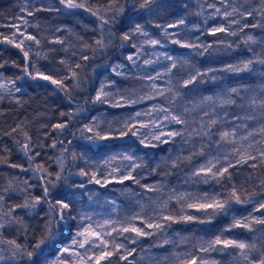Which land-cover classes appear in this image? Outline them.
Wrapping results in <instances>:
<instances>
[{"label":"trees","instance_id":"1","mask_svg":"<svg viewBox=\"0 0 264 264\" xmlns=\"http://www.w3.org/2000/svg\"><path fill=\"white\" fill-rule=\"evenodd\" d=\"M54 1L59 6V2L57 0ZM141 2L142 0H116V6H123L124 12L117 16L115 21L104 26L105 42L107 43L110 39V46L98 51L94 58L91 49L81 50L75 61V63L82 65L81 69H76L80 73V86L78 88L73 87L75 81L72 79L67 80L66 84L69 89L67 95L64 91L57 89L55 85L44 80H33L27 76L16 80V77L23 76L24 74L19 68L12 66V62L15 61L22 66L24 64L22 54L18 49L0 43V63H4V67L0 68V72L8 78L16 80V85L21 89L20 92H16V95L12 97L5 96V99L0 101V157L8 161V163L0 162V193L3 192L4 188L8 187L9 181H12L16 189V191L5 194L3 212H7L12 205L24 202L25 193L21 190L26 187L23 184L25 180L35 186L28 189L31 195H42L44 181L37 179V177L43 175V173L34 174L31 169L29 171H22L20 168L9 167V164H20L24 168H30L27 156L21 150L23 144L26 142L23 132H27L31 137L32 151L29 155H34L36 152L40 153L39 156H36L31 168H35L36 164H43L50 172L55 174L60 171L57 161L63 160L64 162V172L62 175L66 177V180L60 181L56 189H51L52 198H56L63 193L70 196L73 193L84 190V188H78L76 185L84 183L86 187L88 182L84 181L87 178L80 177L78 173L81 169L87 171L86 162L97 152L114 147H133L134 150L141 152L142 155V159L137 162L141 167L137 168L133 173L140 180V183L136 184L131 180H126L123 183L112 180L109 183L140 188L150 195L152 194L150 199L151 197L152 199L157 197L163 201L168 199V195L173 189H179L184 185L185 181L183 180L185 178L190 180L191 185L194 183V187L197 185L196 187L210 194H226L233 184L240 191L242 199L249 194L255 193L253 202L241 204L231 202L226 213L218 214L210 221L203 212L186 209L188 214L204 219L205 222L173 223L169 228L174 235L181 236L186 250L196 252L193 245L198 240H208L209 237L219 234L222 229L231 224L233 217H242L249 213L257 216L264 215V210L261 212L253 211L258 203L264 200V186L261 185V180L264 179V167L259 166V161H249L247 164L237 165L235 168L229 169L232 174L231 181L225 178L220 184H217L214 179H209L208 183H204L202 177L192 176L191 173L195 166L207 157L209 159L219 156L223 162V157L231 152V145L217 143L219 140L218 136L214 135L209 139L199 135H192L189 138L188 132H185L184 138L176 137L169 143L161 144L157 141H151V143L157 144L153 148L145 147L136 136H132L131 134L122 138L93 142L84 138L85 136H91L92 133L86 132L82 136L80 130L85 125L90 126L94 117L96 119L98 117L102 118L101 127L106 128L108 123L103 122V120L116 114L120 116L128 108L127 104L123 107H112L109 104L92 103L97 84L104 74L112 78L115 77L119 84L127 79L125 76L113 75L110 72V65L114 61H127V52L134 49L132 45L136 44L135 36L138 37L139 33L133 36L131 40L123 42L124 46L121 47L122 34L129 32L136 24H140L144 31L147 30L154 36H159V27L157 25L161 26L164 22L173 23L181 18L185 20V25L173 28L174 32L172 33H179V37L183 36L185 32L189 34L196 33V38L199 37V40L195 41L196 43L210 44L212 47L203 55H196V51L191 49L190 53L184 57V50H179L182 52L180 55H178L179 51H176L178 66L172 71V85L167 83L160 90L175 86L181 92V95L176 97L174 103L171 105L165 101L164 97L156 96L155 99L171 107L173 111L183 112L185 108H188L190 110L187 114L189 119L188 131H191L192 128L199 129L201 122L206 124L210 119H217L220 122L216 128L212 129L213 132H216L221 126L224 127V125L230 122H236L237 124L247 123L249 127L255 125L251 129H257L256 127L259 125L258 121L236 119L237 117L251 114V109H248L247 106L245 108H240L236 105L219 106L218 103L213 105L206 103L202 107H197V105L200 104L203 97H206L204 94H211L213 97L225 95L230 84L250 83L260 77L259 74L262 72L258 68L262 67V65L258 63L253 65L251 72L234 73L224 71L223 69L228 64H236L241 60L253 58V52L248 50L249 47L254 49L256 53H259V44L246 46L243 43V39L247 34L254 35L258 40L264 39V28L249 27L244 29L243 32H239L241 25H232V29L238 31L237 36H230L225 33H218L213 36L207 34L210 29L207 19L208 0H156V3L151 6V10L141 9L139 7ZM239 2L243 3V0H239ZM87 3L93 7L99 5L106 6L109 0H87ZM256 3L257 0H253V4ZM17 4L18 0H0V25L6 15L15 12ZM249 7L250 5L248 4L244 5V8ZM58 8V12L61 14L74 15L84 23L81 33L85 37V42L95 46V39H98L100 36V21L97 17L91 15L85 9H66L63 5H60ZM36 9L35 14H43V10L36 11ZM197 13H201V15H197ZM102 15H105L107 19H111L113 13L109 11L102 13ZM235 18L237 17H233V19ZM259 19V16L248 17L247 22L255 23ZM205 20H207V24H205ZM223 24L227 26L226 22H223ZM196 25H199L198 29ZM109 30L114 35L109 36ZM219 41H223V43ZM229 44L232 46L228 47L227 45ZM197 51H202V49H197ZM81 55H87L90 59L87 61L82 60ZM184 59L189 60L190 64L194 65V68L190 67V65H183L181 67L180 65ZM195 68H199L202 71L212 68L216 71L209 73L204 78L207 80L206 82H201L198 78L196 82L187 87L180 86L178 84L179 80L187 79L189 71L194 72ZM65 74L71 75V73L66 72ZM212 76H215L216 79L212 80L210 78ZM142 87L144 88V84ZM150 93L155 95L154 90H151ZM165 95L171 94L165 93ZM241 96L248 97V94L244 92ZM233 98L237 100V104L243 103L239 97L233 95ZM17 99L20 101L19 104L16 102ZM193 109L195 110L193 111ZM221 109H226V115H229L227 118L223 114L219 117L216 116V113L221 111ZM60 112H72L73 117L71 120L67 116L61 117ZM204 112H208L209 115L205 116ZM122 117L120 116V119ZM120 119L116 121H121ZM115 122H113L114 126L118 127L119 125ZM56 123H67L68 126L60 133L58 130L52 128V125ZM256 123L258 124L256 125ZM17 125H20V127L17 128ZM43 125H47V127H42ZM171 127L180 128L182 126L172 125ZM13 128L17 130L12 132ZM9 132H11V135H7ZM184 139H189V142L184 143ZM255 139H259V137L257 136ZM16 141L20 143H16ZM53 141L57 142L55 148L51 146ZM60 141H63V143H60ZM37 145H43V147H38ZM202 146L204 155H199L198 153L201 151ZM245 147H247V142H245ZM251 151L255 154V149ZM73 153L77 157L75 160L72 158ZM194 153L196 154L193 155ZM189 156H192L190 162L186 159ZM177 157H180V160L177 161V166L173 167L172 161L176 160ZM229 159L235 163L236 157L229 156ZM251 163H257L258 167L255 169L251 168L249 166ZM51 178L54 179V175ZM142 185H153L159 190L148 191ZM169 203L173 209H177L174 213L179 211V206L174 200ZM47 211L48 206L44 203H41L35 209L17 208L14 215L23 218L26 232L25 228L15 224L0 229V232L3 233L4 238H15L21 244L25 243V236H27V242L31 245L43 232V226L47 219ZM73 215H78L76 204ZM77 221L72 220L67 225L60 226L57 240L47 247L46 255L54 252L61 243L69 238L71 232L75 229ZM254 227L260 229L264 226L254 225ZM259 235V231L248 232L242 228H233L230 232L225 233V236H229L230 238L250 242L255 240L257 246L260 247L264 245V241L258 239ZM233 252V249H226L207 254H211L210 258H214L220 264H237ZM196 254L203 256L205 253ZM252 255L258 258L259 253L254 252ZM0 264H8V262H0Z\"/></svg>","mask_w":264,"mask_h":264},{"label":"snow or ice","instance_id":"2","mask_svg":"<svg viewBox=\"0 0 264 264\" xmlns=\"http://www.w3.org/2000/svg\"><path fill=\"white\" fill-rule=\"evenodd\" d=\"M59 2L66 9H85L100 21V36L98 39H95V46H92L87 42L83 44V49H91L93 58L98 51L110 46V39L107 43L105 42L104 26L115 21L116 17L124 12L123 6L117 7L116 0H109V3L106 6L99 5L96 7L88 4L87 0H59ZM219 2L223 6V9L217 7L215 3L209 4L208 7L214 9L216 15L223 17L227 26H225V24H220L219 26L212 27L208 30L207 34L215 36L218 33H225L226 35L237 36L238 31L233 30L232 25H241L239 32H243L244 29L249 27L264 28V0H257L256 4H253V0H243V3H240L239 0H219ZM155 3L156 0H142L139 7L141 9L151 10V6ZM245 4L250 5V7L244 8ZM133 7H135V5H133ZM41 10L51 11L54 9H36V11ZM109 11L113 13L111 19H107L105 18V15H102V13H107ZM21 12L25 13L26 16H33L35 14L26 7L22 8ZM197 15H201V13H197ZM256 16H259L260 19L255 23L247 22L248 17ZM233 17L237 18L233 19ZM13 19L18 21V23L0 25V27H8L12 29L10 34L0 32V43L10 45L13 48L18 49L22 54L24 60L22 66L15 61L12 62V66L19 68L24 74L23 76L16 77V80L23 79L24 76L30 77L33 80H44L55 85L57 89L64 91L66 95L69 92L66 84L67 80L72 79L75 81L73 87L78 88L80 86V73L76 71V69H81L82 65L80 63H75L73 65L67 59H61L59 64L64 66L63 70L66 73H71L70 76L67 74L63 76H55L51 74V72L60 71V69H52L49 71L41 70V68L37 66L38 62L40 59H47V54L45 53L41 56L40 51L33 50V46L36 48L41 47V39L38 38L37 35L27 31L28 27L33 25H31L30 21L24 15L15 16ZM205 24H207V20H205ZM182 25H185V20L183 18L170 23L163 28L165 36L177 37L171 39L172 44L192 50L202 49V51H196V55H203L210 47H212L210 44L196 43L189 41L187 38H180L179 33L167 32V28H179ZM36 26L38 27V25ZM157 27L161 26L157 25ZM196 27L198 29L199 25H196ZM59 30L60 29H57V31ZM137 33L145 37L149 36V33L144 31L142 25L136 24L129 32H124L122 34L120 46L123 47V42L131 40ZM112 35H114V33H111L109 30V36ZM197 40H199V37H197ZM49 42L61 45L64 44V40L60 38H54ZM219 42L223 43V41ZM145 43L153 47L157 45L164 47L159 39L149 38ZM243 43L246 46L259 44L260 52L256 53L254 49L249 47L248 50L253 52V58L241 60L236 64H228L223 69L224 71L234 73L245 71L251 72L254 64L258 63L264 66V39L258 40L254 35L247 34L243 39ZM227 46L231 47L232 45L229 44ZM132 47L135 48L137 45L133 44ZM63 50L67 51V48H64ZM73 55H75V53H73ZM153 55H155L157 59H145V65L160 63V57H163L166 61H171L170 64L164 65L163 73L157 72L155 76L147 75L139 77L140 79L153 81L150 87L154 90L155 95L141 97L139 101L136 99H129L121 93L120 89L116 88L115 92L111 90L115 88V81L109 83L102 82L99 89L96 91L95 97L92 99V103L109 104L112 107H123L125 104L134 105L138 102H142L145 98L155 99L156 96H161L164 97L169 105L173 104L176 97L181 95V92L175 86L160 90L154 81L160 79L161 76L164 75L169 77L167 83L172 85L171 75L173 69H176L178 66V58L171 56L166 52H154ZM81 59L87 61L90 57L87 55H81ZM127 59L131 61L133 65H136V60L133 59V56L129 55ZM183 65H190V67L194 68V65H191L190 61L187 59H184L180 66L183 67ZM3 67L4 63H0V68ZM120 67H122V65H117L113 68V72H115L116 75H121V73L117 71V68ZM214 71L216 70L212 68L203 71L199 68H195L194 72L189 71L187 79L182 81V86L187 87L196 82L198 78L203 82L204 78ZM261 76H264V72L261 73ZM211 79L215 80L216 77L212 76ZM16 80L5 78L0 75V101H3L5 96L12 97L15 92L21 91L19 87H16ZM241 90L242 89L239 87H231L226 90L225 95L203 97L197 107H202L206 103L209 105L218 103L219 106L236 105L240 108H245V106H247L248 109H251V114L244 117H237L236 119L258 121L259 127L257 129H249L247 123H238L231 127L221 126L216 132H213L212 129L216 128L220 122L217 119H210L206 124L201 122L199 129L192 128L191 131H188L189 119L187 114L190 112L188 108H185L183 112H177L173 111L171 107L154 105L153 109L156 113V118L150 119L148 123H145L138 118L142 115L151 116V112L141 113L138 111L123 121H116L115 123L119 125L118 127L114 126L113 122H108L107 127L102 128L101 123L94 117L90 126L85 125L84 128L80 130L81 135L83 136L86 132L92 133L91 136H85L84 138L97 142L122 138L131 134L132 136H137L140 143L145 147L153 148L156 147L157 144L151 143L150 141L146 143L149 136L151 137V140L164 144L169 143L176 137L184 138L185 132H188L189 138L192 135H199L211 139L215 135L219 137V140L217 141L218 144L232 146L231 152L223 157V162L219 156L207 159L204 164L200 165L193 171L192 176L202 177L204 183H208L209 179H214L217 184H220L225 178L231 181L232 174L229 169L235 168L237 165H243L247 164L249 161L258 160L259 166L264 167V82L259 85L258 94H253L250 98L241 96ZM243 91L247 93L250 89L244 88ZM165 93H170L171 95H165ZM233 95L239 97L243 103L237 104V100L233 98ZM117 96H119V99H116ZM121 101H124V103H121ZM16 102L18 104L20 103L18 99ZM194 110L195 109H193V111ZM161 114H163L162 117ZM204 115L208 116L209 113L204 112ZM60 116H67L69 120H71L73 113L60 112ZM149 125H151V128L148 133H142L140 131L142 128H149ZM172 125H181L182 127L172 128ZM67 126V123H56L52 125V128L62 133ZM19 127L20 125H17V128ZM42 127H47V125H43ZM241 129L244 130L243 134H241ZM16 130V128H13L12 132H15ZM7 135H11V132L7 133ZM23 136L26 142L23 144L21 150L27 156L30 168H24L23 165L20 164H9V167L20 168L22 171H29L31 169L34 174L43 173V175L37 177V179L44 181L42 195H31V193L28 192V189L35 186L29 184L28 181L25 180L23 181V184L26 187L21 190L25 193L24 202L12 205L7 212H3V205L6 198L5 194L16 191L12 181H9L8 187L4 188L3 192L0 193V229L15 224L25 228L26 232L23 218L14 215L17 208L35 209L41 203L47 204V219L43 226V232L31 245L27 242V236H25V243L21 244L15 238H4L3 233L0 232V262H8V264H41V262H43V264H137L135 259H129V257H133L134 253H136V248H130L128 246L129 244L136 245L142 238L164 233L173 223H189L193 221H198L200 223L205 222L204 219L188 214L186 209H195L203 212L210 221L216 215L226 213L231 202L237 204L250 203L253 202V197L255 195V193H252L242 199L240 191L234 184L232 188L223 195L221 193L210 194L207 192L203 194L187 192L177 193L175 190H172V192L169 193L167 200L162 203H157L158 211L154 209V215H146V206L143 204L140 205L139 212L125 215L121 219L109 217L103 220H96L93 218V215L84 212L82 209L78 212V215H73V210L77 202L74 193L70 196L63 193L56 198H52L51 196V189H56L60 181L66 180V177L62 175L64 172L63 160L57 161L60 171L55 174L50 172L43 164H36L35 168H31V165L35 162L36 156H39L40 153L36 152L34 155H29L32 151L31 137L27 132H23ZM257 136L259 139H255ZM188 142L189 139H184V143ZM245 142H247V147H245ZM16 143L20 142L16 141ZM56 143V141H53L51 146L55 148ZM60 143H63V141H60ZM37 146L43 147V145ZM252 149H255V154L251 151ZM195 154L196 153L193 155ZM198 154L204 155L203 146ZM229 156L236 157L235 163L229 159ZM72 158L73 160L77 159L75 153H73ZM115 158L116 157H111L110 159L114 160ZM123 159L129 161V164L125 165L124 170L119 168L112 169V172L119 174L118 176H112V172H108L105 175L100 172L99 167H97V170L95 171L81 169L78 175L80 177H86L88 183L101 184V186H104L109 182L108 177L116 179L119 183L131 180L132 182L139 184L140 180L137 179V176L133 173L137 168L141 167V165L137 163V160L142 158L124 154ZM186 159L190 162L192 156H189ZM179 160L180 157L173 160L172 166L176 167L177 161ZM0 162L8 163L3 157H0ZM103 163L104 165H108L110 160H105ZM249 166L255 169L258 167V164L251 163ZM53 175L54 179L51 178ZM102 179L103 183H101ZM261 185L264 186V179L261 180ZM76 187L84 188L85 185L84 183H80L76 185ZM142 187L146 188L148 191L159 190L153 185H142ZM89 199H91V197H89ZM172 200H175L176 204L179 205V211L174 214H165L166 210L169 208V202ZM262 210H264V200H261L253 211L261 212ZM6 217L7 219H5ZM72 220H78V223L75 225L76 230L71 237L70 243L65 244L63 247H57V255L54 259L49 260L46 255L47 247L57 240L58 229L60 226L67 225L68 222ZM137 221H139V223H137ZM254 225L264 226V215L257 216L253 213H249L246 216L233 217L231 224L222 229L221 232L213 238L208 240H198L197 243L193 245L196 252H173L171 257L165 256L163 258H153L150 261V264H220V262L215 259H206L204 256L196 253L207 254L210 252L224 251L226 249L234 250L233 255L237 264H264V245L258 247L255 240L250 242L225 236V233L230 232L233 228H242L248 232L259 231L260 235L258 239L264 241V227L256 229ZM168 243H172V241L168 239L163 240V244ZM254 252L259 253L258 258L252 255Z\"/></svg>","mask_w":264,"mask_h":264},{"label":"rangeland","instance_id":"3","mask_svg":"<svg viewBox=\"0 0 264 264\" xmlns=\"http://www.w3.org/2000/svg\"><path fill=\"white\" fill-rule=\"evenodd\" d=\"M59 2V0H57ZM208 5L215 3L217 7H220L223 9V6L220 4L219 0H208ZM56 5L54 0H18V4L16 7V10L12 14L6 15L3 20L1 21V25H8L11 23H18V21H15L13 17L15 16H21L24 15L31 23V25L28 27L27 31L29 33L35 34L38 36V38L41 39L42 44L40 48H36L33 46L34 51H40L41 56H43L45 53L47 54V59H40L38 62V67L41 68L43 71H49L52 69H60V71H53L51 72L52 75L55 76H61L65 74V71L63 70L64 66L59 64V61L61 59H67L69 62H71L73 65L80 54L81 50L83 49V44L85 43V37L81 33V29L84 25V23L77 19L74 15H63L60 12H58V7ZM28 8L29 10L35 12V8L40 9H54L51 11L43 10V14H34L33 16H26L25 13L21 12L22 8ZM207 19L209 23V27H215L219 26L220 24H223L224 19L221 16H218L215 14V10L208 7L207 11ZM171 22H164L161 24V27H159V36H154L149 31L146 30V32L149 33L148 37H145L143 35H138V37L135 36L136 45L132 51L127 52V57L129 55L133 56V59L136 60V65H133L131 61L127 59V61H114L110 65V72L113 75H116L115 72H113V68L117 65H122V67L117 68V71L121 73V75H118L120 77L125 76L124 81H122L121 84H119L116 80V78H112L108 76L107 74H104L103 77L100 79L99 83L97 84V87L95 89V95L96 91L99 89L101 83H109L111 81H115V88L111 89L115 92L116 88L121 90V93L129 98V99H136L140 100L141 97H146L151 94V87L150 85L153 83V81H149L147 79H140L139 77H144L147 75L155 76L157 72H164V65H168L171 63V61H166L163 59V57H160V63L156 64H149L145 65L144 60L150 59V60H156L157 57L153 55V53H168L171 56L176 57V51L184 50V57L187 56L191 49L187 48H181L178 45L172 44L171 39H175L177 37L172 36H165L163 28H165L168 24ZM38 25V27L36 26ZM57 29H60L57 31ZM173 28H167L168 33H172ZM12 29L8 27H1L0 32H3L5 34H10ZM54 38H60L64 40V44H57V43H50L49 41ZM149 38L152 39H159L161 43L164 45V47H160L159 45L153 47L145 41ZM180 38H187L191 42H195L197 40L196 33L189 34L187 32L184 33L183 36ZM67 48V51H64L63 49ZM197 51V50H195ZM75 53V55H73ZM182 54L181 51L178 52V55ZM261 72H264V66L258 68ZM0 75H2L5 78H8L4 76L1 72ZM259 78H257L255 81H252L250 83H239L238 85L235 83L230 84L229 88L231 87H239L241 88V94L244 93L243 89L248 88L250 91L247 92L248 97L250 98L253 94H258L259 92V85L264 82V76H261L259 74ZM211 78V77H210ZM169 77L162 75L160 79L154 81L159 89H163L168 81ZM184 79L179 80L178 84L182 86V81ZM207 80H203V82H206ZM212 81V80H211ZM237 83V82H236ZM144 84V88L142 85ZM16 87H19L16 85ZM20 88V87H19ZM228 88V89H229ZM16 95V92L14 93ZM205 96H211V94H204ZM259 98V96H258ZM116 99H119V96L116 97ZM121 103H124V101H121ZM128 108L124 113L120 116H123L122 119H120L119 115L109 116L103 122H115L116 120L120 119L121 121L127 119L130 115H134L136 112H151V116L142 115L138 119L148 123L150 119L156 118V113L153 109L154 105H163L165 107H169L165 104H162L157 99H143L142 102H138L134 105L127 104ZM226 109H221V111H218L216 113V116L219 117L220 115L226 116V118L229 115H226ZM163 114H161L162 117ZM97 121L100 123L102 122V118L98 117ZM245 121V120H243ZM237 124L236 122H230L224 127H231L233 125ZM258 123H256L257 125ZM255 125L249 127V129L253 128ZM259 125L256 127L258 128ZM151 125H149V128H142L140 131L142 133H148L150 131ZM244 133V130L242 129L241 134ZM137 137V136H136ZM138 138V137H137ZM139 140V138H138ZM140 141V140H139ZM155 141L151 140V137L149 136L148 141ZM124 154H129L137 158H142L141 152L134 150L133 147H114L109 150H105L102 152H97L93 156L90 157V159L86 162L87 164V171H95L97 170V167H99V170L103 174H107L108 172H112L113 168H119L121 170H124L125 165L129 164V161H126L123 159ZM159 156V155H158ZM111 157H116L114 160L110 159ZM200 161L197 166L192 170V173L195 169H197L200 165L204 164L206 160ZM105 160H110V163L108 165H104ZM141 159H138L140 161ZM191 173V174H192ZM190 174V175H191ZM119 174L116 172H112V176H118ZM109 182L112 180V177H108ZM188 179V178H187ZM186 178L183 180L185 181L184 185H182L179 189L175 188L177 193H194V194H203L205 193L204 190L199 189L194 183L191 185L189 182L190 180H187ZM84 182H87L85 180ZM107 183L104 186H101V184L96 183H88L86 187H84V190L82 192L74 193L76 197V206H77V212H79L81 209L84 212H87L91 215H93V218L96 220H103L106 218H114V219H121L125 215H131L134 212L140 211V205L143 204L146 206V215H154V209L158 211L157 203H162V199H158L157 197H154L150 199L149 193L145 192L144 190L140 188H132L128 186H121L120 184L115 183ZM101 183H103V179L101 180ZM172 192V191H171ZM91 197V199H89ZM139 202V203H138ZM175 202V200H174ZM179 206V205H178ZM179 208V207H178ZM195 210V209H190ZM177 211V209H173V207L170 206L166 210L165 214L168 213H174ZM78 223V221H77ZM139 223V221H137ZM173 229V228H172ZM76 229H74L69 238H67L63 243H61L58 247H63L65 244L70 243L71 237L73 236ZM170 228H167L164 233H160L158 235L142 238L140 241L141 243L132 245L129 244L128 246L130 248H136V253H134L133 257H129V259H135L137 261V264H150V261L153 258H163L165 256L171 257V254L173 252L176 253H186L188 250L185 249L183 241L181 240V236L174 235L172 231H170ZM175 230V229H173ZM209 237L208 239L213 238ZM229 237V236H226ZM230 238V237H229ZM146 239V240H145ZM168 239L172 241V243L163 244V240ZM57 255V249L48 254L47 257L49 260H52ZM206 259H212L211 254H204L203 255ZM214 259V258H213ZM43 264V262H41Z\"/></svg>","mask_w":264,"mask_h":264}]
</instances>
